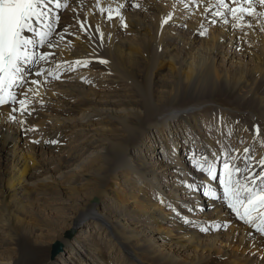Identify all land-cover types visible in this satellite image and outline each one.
I'll return each instance as SVG.
<instances>
[{
    "label": "bare ground",
    "instance_id": "obj_1",
    "mask_svg": "<svg viewBox=\"0 0 264 264\" xmlns=\"http://www.w3.org/2000/svg\"><path fill=\"white\" fill-rule=\"evenodd\" d=\"M119 2L127 28L96 0L50 5L57 32L68 31L36 49L54 52L50 62L26 68L45 73L26 86L35 111L13 123L0 106V264H264V235L180 183H207L193 152H242L253 125L264 127V17H246L252 27L241 31L178 0ZM108 5L115 0H100ZM76 59L90 62L56 67Z\"/></svg>",
    "mask_w": 264,
    "mask_h": 264
},
{
    "label": "snow or ice",
    "instance_id": "obj_2",
    "mask_svg": "<svg viewBox=\"0 0 264 264\" xmlns=\"http://www.w3.org/2000/svg\"><path fill=\"white\" fill-rule=\"evenodd\" d=\"M116 7L108 5L100 6V0H96V7L103 15L107 13L105 19L109 22L117 21L123 28L128 25L125 22L122 9L127 7L126 3L115 0ZM55 4L56 9L68 7V0H0V106H9L8 119L13 123H25L18 120L14 113H24L32 115L35 111L29 105L28 93L32 92L28 85H40L38 79L29 80V75L35 77L43 76L44 70L41 68L34 73H28L26 68L41 62L48 63L54 52L47 50L36 51L38 48L53 49L58 46L52 40L55 33L59 40H64L67 27L57 32L60 27L61 16L53 13L50 5ZM185 9L192 6L203 9V15H211L210 23L215 25L222 22L243 31V28L252 27L251 20L264 17V12L257 11V5L264 6V0H178ZM141 8V4L132 5ZM173 20V14L169 13L161 21V28ZM79 23V31L88 33L90 28H85L87 20ZM186 26V25H185ZM200 35H206L208 29L203 27ZM264 31V28L261 29ZM101 42L104 40V33L96 28ZM26 33H31L27 35ZM74 35V33H68ZM247 35V33H245ZM91 39V36H89ZM71 44V41L68 42ZM90 61L88 59H76L74 61L57 62L59 69L62 65H69L70 70L74 71L76 66L86 67ZM100 63H108L107 60H100ZM47 75L53 79H59V74L48 72ZM24 89V91H19ZM38 95V91L36 92ZM23 97V98H19ZM18 105V107H17ZM34 131V128H29ZM254 144H250L239 149H229L222 146L220 151H209L207 153L193 152L190 156V163L195 172L201 175L202 180L207 183L198 185L181 180L182 186L189 191H198L203 188V195L213 201L222 203L233 213L237 219L250 225L255 231L264 235V127L257 121L250 129ZM241 143L244 141L241 140ZM39 143V141H34ZM45 143L57 144L58 141H45ZM259 145V158L256 155V146ZM216 182L218 188L213 185ZM222 192V194H218ZM164 201L161 200V203ZM172 207L171 204L167 205ZM173 211L176 209L173 208ZM191 211V209H189ZM84 216L92 217L95 215L93 209L83 213ZM177 215H180L177 212ZM185 224L193 223L187 217H181ZM217 228L220 225H216ZM226 227V225H225ZM201 232L207 233L208 227L201 226Z\"/></svg>",
    "mask_w": 264,
    "mask_h": 264
},
{
    "label": "rangeland",
    "instance_id": "obj_3",
    "mask_svg": "<svg viewBox=\"0 0 264 264\" xmlns=\"http://www.w3.org/2000/svg\"><path fill=\"white\" fill-rule=\"evenodd\" d=\"M163 155H164V153H161V156H163ZM94 199H95V198H93V200H94ZM94 201H95V200H94ZM197 225H198V223H197V224H194L193 226H194V227H197ZM198 227H199V226H198ZM74 234H77L76 229L73 230V235H74ZM73 235H72L71 237H73ZM71 237H70V238H71Z\"/></svg>",
    "mask_w": 264,
    "mask_h": 264
},
{
    "label": "water",
    "instance_id": "obj_4",
    "mask_svg": "<svg viewBox=\"0 0 264 264\" xmlns=\"http://www.w3.org/2000/svg\"><path fill=\"white\" fill-rule=\"evenodd\" d=\"M55 248L57 249V246L55 245Z\"/></svg>",
    "mask_w": 264,
    "mask_h": 264
}]
</instances>
